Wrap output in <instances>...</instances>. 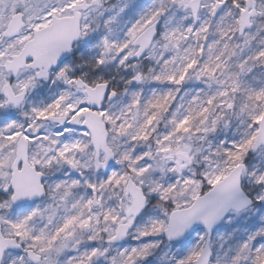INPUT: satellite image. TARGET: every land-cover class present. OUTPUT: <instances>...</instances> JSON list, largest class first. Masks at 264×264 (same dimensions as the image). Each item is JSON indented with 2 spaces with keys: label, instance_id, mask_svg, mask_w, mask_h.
Masks as SVG:
<instances>
[{
  "label": "snow or ice",
  "instance_id": "6c2138e0",
  "mask_svg": "<svg viewBox=\"0 0 264 264\" xmlns=\"http://www.w3.org/2000/svg\"><path fill=\"white\" fill-rule=\"evenodd\" d=\"M0 264H264V0H0Z\"/></svg>",
  "mask_w": 264,
  "mask_h": 264
}]
</instances>
